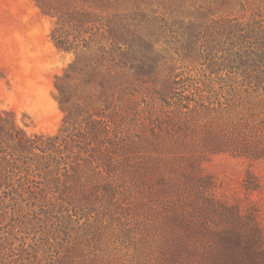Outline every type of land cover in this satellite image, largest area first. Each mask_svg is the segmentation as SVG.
<instances>
[{
    "label": "rangeland",
    "instance_id": "rangeland-1",
    "mask_svg": "<svg viewBox=\"0 0 264 264\" xmlns=\"http://www.w3.org/2000/svg\"><path fill=\"white\" fill-rule=\"evenodd\" d=\"M59 9L99 30L60 28ZM254 73L264 0H0L2 147L108 126V165L73 207L0 161V264H264V97L241 87Z\"/></svg>",
    "mask_w": 264,
    "mask_h": 264
},
{
    "label": "trees",
    "instance_id": "trees-1",
    "mask_svg": "<svg viewBox=\"0 0 264 264\" xmlns=\"http://www.w3.org/2000/svg\"><path fill=\"white\" fill-rule=\"evenodd\" d=\"M39 8L43 14H47L48 11L45 7L39 6ZM51 17L58 19L57 24L60 25V28L62 25H66L74 28L89 27L88 29L99 30L96 25L99 22L98 16L91 13H72L59 9L55 10L53 14L51 13ZM107 33L112 37V49L119 51L121 45H125V36L120 31L116 32L115 29L107 30ZM64 44L55 43L59 50L72 51ZM121 65L125 67L126 62L121 61ZM211 74L217 73L211 72ZM229 75L235 76L231 71H229ZM243 75L246 77V74ZM248 75L251 76V79L246 77L249 82L241 85V87L248 88L244 92L250 90L256 94V97H264V73ZM228 88L230 91L235 90L233 84H229ZM76 118L77 115L72 117L74 126L77 122ZM84 123L83 132L77 135L67 134L69 129L64 127L55 136L40 135L33 136V139L21 140L10 136L12 140H17V148L20 153H17L16 156L15 147L12 148L13 152H9L10 147L4 149L0 144V161L6 167L4 170H17L19 188L25 187L32 197L41 201L47 199V194L56 192L61 194L55 201L57 205L50 203L51 206L69 205L73 207L71 205H74L73 203L81 197L89 201L99 184L98 180L101 175L99 161L108 165V158L100 151V146L103 144L100 138L108 130V126L105 122L90 119L84 120ZM73 149H76V153L73 152ZM69 160H71L70 163H68ZM33 178L40 180L37 181Z\"/></svg>",
    "mask_w": 264,
    "mask_h": 264
}]
</instances>
